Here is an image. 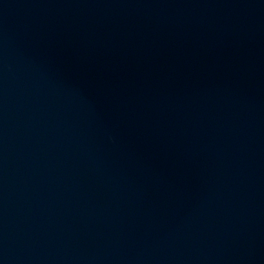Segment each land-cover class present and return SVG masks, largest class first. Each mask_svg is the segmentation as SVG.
I'll list each match as a JSON object with an SVG mask.
<instances>
[{
    "label": "water",
    "instance_id": "1",
    "mask_svg": "<svg viewBox=\"0 0 264 264\" xmlns=\"http://www.w3.org/2000/svg\"><path fill=\"white\" fill-rule=\"evenodd\" d=\"M0 264H264V0H0Z\"/></svg>",
    "mask_w": 264,
    "mask_h": 264
}]
</instances>
